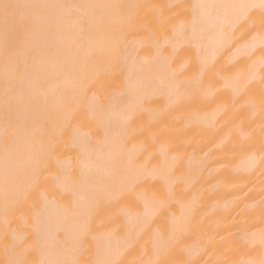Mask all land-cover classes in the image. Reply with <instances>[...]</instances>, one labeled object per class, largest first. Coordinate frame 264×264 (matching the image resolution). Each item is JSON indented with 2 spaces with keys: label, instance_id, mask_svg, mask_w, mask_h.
Listing matches in <instances>:
<instances>
[{
  "label": "bare ground",
  "instance_id": "6f19581e",
  "mask_svg": "<svg viewBox=\"0 0 264 264\" xmlns=\"http://www.w3.org/2000/svg\"><path fill=\"white\" fill-rule=\"evenodd\" d=\"M241 3L0 0V264H260L264 11L199 7Z\"/></svg>",
  "mask_w": 264,
  "mask_h": 264
},
{
  "label": "snow or ice",
  "instance_id": "6c2138e0",
  "mask_svg": "<svg viewBox=\"0 0 264 264\" xmlns=\"http://www.w3.org/2000/svg\"><path fill=\"white\" fill-rule=\"evenodd\" d=\"M88 7H94V6H88ZM199 7L208 8V9L235 10L233 18L230 21V26H233V25L239 26L240 24L244 23L248 19L251 8L259 7L262 11H264V0H259L258 4H252V5H249L247 3H241V4H229V5H200ZM177 35H182V34L177 33ZM188 40L189 42H196L199 40V37L197 36L195 31H193L191 36L188 37ZM257 41L259 42L261 50H264V19H262L260 27L255 31V34L252 37V45L254 46ZM261 64L264 65V55H262L261 57ZM262 79H264V77H262ZM203 88H204V83L202 80L195 87H192L190 84L184 81H176L172 85V89L177 96L189 95L192 97H196L201 94V91ZM114 114L117 115V113H114ZM179 159L181 160L186 159L187 171H186V174L184 175L174 177L173 182L176 184L183 183L186 180L193 179L195 177L196 168H197L195 154H192L190 156L185 154V156L179 157ZM250 159L253 164L257 163V161L255 160L254 154ZM258 163L260 166H264V155L260 157ZM9 171H10V161L6 154L4 158V162H3V176H4L5 184L8 183ZM169 175L171 174L169 173ZM5 191H7V189ZM6 203H7V198H6ZM250 238L251 237H246V239H250ZM261 245L262 247H264V233H262V236H261ZM10 264H21V262L18 260H13L10 262ZM95 264H118V261L111 260V259L98 258L95 261ZM149 264H158V262L151 261L149 262ZM260 264H264V259L260 261Z\"/></svg>",
  "mask_w": 264,
  "mask_h": 264
}]
</instances>
